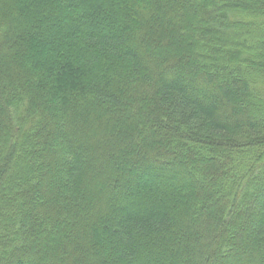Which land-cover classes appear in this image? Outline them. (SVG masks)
I'll use <instances>...</instances> for the list:
<instances>
[{"label": "trees", "instance_id": "trees-1", "mask_svg": "<svg viewBox=\"0 0 264 264\" xmlns=\"http://www.w3.org/2000/svg\"><path fill=\"white\" fill-rule=\"evenodd\" d=\"M0 264H264V0H0Z\"/></svg>", "mask_w": 264, "mask_h": 264}]
</instances>
